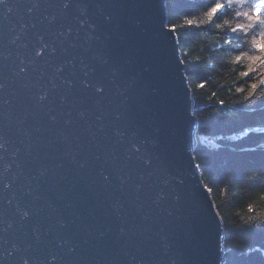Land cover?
<instances>
[{"label": "water", "instance_id": "95a60500", "mask_svg": "<svg viewBox=\"0 0 264 264\" xmlns=\"http://www.w3.org/2000/svg\"><path fill=\"white\" fill-rule=\"evenodd\" d=\"M62 2L0 5V264H222L165 0H74L83 16ZM52 16V31L72 29L53 62L72 63L55 78L30 62ZM81 61L96 66L92 77Z\"/></svg>", "mask_w": 264, "mask_h": 264}, {"label": "trees", "instance_id": "16d2710c", "mask_svg": "<svg viewBox=\"0 0 264 264\" xmlns=\"http://www.w3.org/2000/svg\"><path fill=\"white\" fill-rule=\"evenodd\" d=\"M209 7L211 0H165L166 25L175 26L190 90L193 157L221 222L222 264H264V87L246 101L257 79L240 76L250 64L252 40L259 37L250 32L234 39L231 27L246 21L229 8L209 23L204 15ZM225 33L230 44L224 43Z\"/></svg>", "mask_w": 264, "mask_h": 264}, {"label": "snow or ice", "instance_id": "6c2138e0", "mask_svg": "<svg viewBox=\"0 0 264 264\" xmlns=\"http://www.w3.org/2000/svg\"><path fill=\"white\" fill-rule=\"evenodd\" d=\"M4 4L5 0H0V5ZM38 7L39 5L37 3H33L28 11L31 12L33 9ZM59 7L62 9H75L77 12H79L80 16H83L84 14L81 5L79 3H75L74 0H63ZM229 8H232L235 11L237 17H242L246 21V23H237L234 27H231V32L237 34L235 37H233L234 39H239L240 33H243L244 36L247 37L250 32H255L256 36L259 37V39L254 38L252 40L253 53L248 57L250 64L248 65L247 70L240 72L241 77L257 79V82L250 84L248 94L245 97V100L247 101L253 97L258 87H264V72L260 71V69L264 68V14L261 12V10L264 9V0H256V2L250 6L247 4L246 0H226V2H222V0H211V7L207 9L204 15L207 17V21L212 23L214 20H218L221 16L225 15L227 9ZM217 13L220 15L218 16ZM108 19V17H105V21ZM45 20L47 21L49 27L44 32L35 34V43L32 46V56L30 62L32 65H38L41 68L45 67L46 65L51 67L53 77L55 78L60 76L65 68L69 67L72 63V61L68 60H65L61 63H53L58 58V56L62 54V45L69 43L68 38L72 34V29L69 27L67 31H52L51 26L56 20V17L52 16L51 19L45 17ZM189 26H191V22H189ZM31 27H35V25H31ZM175 30V26L170 29V31ZM204 30L207 31V29ZM46 36L50 38H46ZM223 38L224 43H231V39L228 38L227 33L224 34ZM69 46L73 45L69 44ZM93 59H98V64L101 67L108 64V60L104 59L103 57H94ZM235 60L238 63L241 60V57L237 56ZM20 71L23 72L24 68H21ZM96 71L97 68L95 65L86 64L81 61L80 72L84 77H92ZM113 75H115L114 72ZM63 83L67 89L73 88L72 80L65 79ZM79 83L84 90L89 88L93 89L97 96H102L104 93L103 85L93 84L91 79H80ZM198 87L203 89L205 87V83H200ZM242 91V88L236 87L237 93ZM214 95L215 93H213V96ZM48 99V90H42L41 94L38 96V102L43 104L48 101ZM60 99L61 103H63L64 97H61ZM220 104L223 107L224 102L220 101ZM80 115L82 116L83 113H80ZM119 118L120 116L117 115L116 119ZM50 119L54 120L55 117H50ZM68 123V121H65V124ZM81 167H83V165H81ZM45 172L46 170L42 171L40 175H45ZM104 179L107 181L108 178L105 176ZM5 187H8V185H5ZM251 211L252 209L249 208V212ZM18 215H20L21 219L23 220L26 219L29 214L27 211L18 210ZM261 215L264 216V213ZM261 224H264V220L261 221ZM61 227H63L62 222ZM52 259L54 260L55 257ZM24 264H28V262L24 261Z\"/></svg>", "mask_w": 264, "mask_h": 264}]
</instances>
